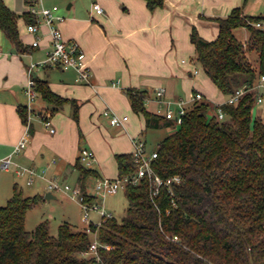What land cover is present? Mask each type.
Here are the masks:
<instances>
[{
	"label": "trees",
	"instance_id": "obj_1",
	"mask_svg": "<svg viewBox=\"0 0 264 264\" xmlns=\"http://www.w3.org/2000/svg\"><path fill=\"white\" fill-rule=\"evenodd\" d=\"M144 1L150 12L165 3ZM243 5L213 19L218 28L214 40L203 39L195 27L190 33L193 61L225 97L264 75V28L255 26L264 22V15H244ZM20 17L27 25L35 23L27 12L18 15L0 0V30L23 54L27 47L19 35ZM239 28L248 31L245 43L234 35ZM251 52L257 54V67L248 58ZM33 80L50 114L71 103L72 118L78 121L76 101L54 93L46 80ZM125 93L132 111L143 116L145 130L174 125L146 107V91ZM255 100L248 93L236 105H220L223 121L208 115L213 111L210 102L192 103L176 132L158 143L151 163L161 179L179 176L180 182L161 185L155 196L146 178L128 183L124 216L91 223L89 232L62 223L51 235L47 220L26 230V213L42 197L25 196L14 184L11 197L0 207V264H264V121L258 114L252 116ZM18 114L27 124L26 107H18ZM114 158L118 179L136 173L132 153ZM73 169L84 202L94 204L97 197L86 186L100 175L79 156ZM92 235L98 241L96 255L87 256Z\"/></svg>",
	"mask_w": 264,
	"mask_h": 264
},
{
	"label": "crops",
	"instance_id": "obj_2",
	"mask_svg": "<svg viewBox=\"0 0 264 264\" xmlns=\"http://www.w3.org/2000/svg\"><path fill=\"white\" fill-rule=\"evenodd\" d=\"M242 1L165 0L163 7L150 12L144 0H91V4L96 2L103 8L101 15L90 14L91 4L88 11L74 2L68 4L66 12L57 7L58 14L64 18L59 25L62 35L65 40L79 44L91 78L90 84H83L70 68L32 69V79L46 80L54 93L79 104L77 122L72 118L71 103L50 114L53 133L42 121V115L51 107L39 95L28 105L24 93L31 64L42 61L50 47L47 28L40 26V46L31 48L35 35L27 30L21 17L18 19L19 35L27 47L23 54L16 52L0 30V162L8 157L12 161L8 169L0 167V207L11 197L14 184L25 195L21 184L28 185L25 179L16 176L17 166L34 168L37 172L44 170V177H36L28 187L35 185L34 195L42 198L49 195L46 200L56 197L41 181L63 183L75 172L73 187H77L78 174L73 164L82 148L93 151L95 161L91 168L100 178L116 179L114 156L132 153L135 138L147 145L142 138L143 130L146 131L144 118L132 111L125 93L127 89L146 91L152 99L155 91L163 88L166 98L183 101L199 92L211 105L223 103L226 97L202 68L193 63L195 52L190 33L195 27L203 39L214 40L218 28L213 19L226 17L233 8L241 6ZM6 5L18 15L26 12L12 3ZM243 14L249 15L244 10ZM248 35L238 40L245 43ZM20 106L26 107L28 127L18 114ZM146 107L156 112L154 101ZM105 110L128 118L114 136L108 134L107 126L117 127L110 125L103 114ZM25 133L28 134L25 148L13 153Z\"/></svg>",
	"mask_w": 264,
	"mask_h": 264
},
{
	"label": "built area",
	"instance_id": "obj_3",
	"mask_svg": "<svg viewBox=\"0 0 264 264\" xmlns=\"http://www.w3.org/2000/svg\"><path fill=\"white\" fill-rule=\"evenodd\" d=\"M27 3V13L33 16L35 23L28 24L27 30L35 35V38L31 44V48H38L40 46L41 37L38 34L40 26L47 28L50 47L45 52V58L37 63H33L29 69V79L27 86L25 87L24 93L28 101V105L38 97V93L35 90L34 80L31 78V71L33 68L38 67H55L60 69H73L77 73V81L83 84H90L91 71L86 64V56L79 44L76 41H67L64 39L62 32L60 30V23L63 22V17L58 14L57 6L46 7L42 0H26ZM104 13L103 8L96 2H93L90 7V14L101 15ZM256 27H263L264 22L256 23ZM196 74L197 71L195 70ZM253 93L255 96V106L262 105L264 103V75H262L258 81L252 85H244L235 89L233 94L226 97L225 101L218 105H212L213 111L210 112V116L216 115L219 121L226 119V115L220 109L222 104L236 105L240 98L245 94ZM203 100V95L199 92L194 93L191 99L183 101L181 99L173 100L168 99L165 96V90L163 88L158 89L154 93V97L150 99L147 97L145 99V105L150 101H154L157 105L156 113L164 116L168 120H172L175 126L182 123L183 116L185 115L188 104L192 105L195 101ZM29 112L31 111L28 107ZM104 116L109 120L111 126L121 127L127 121L126 116H119L110 110L104 111ZM51 115L49 112H45L42 115V121L46 128L49 129L50 133L54 132L50 122ZM29 121V120H28ZM27 121V127H28ZM28 142V134L20 139L18 144L15 146L13 153H19L25 148ZM133 158L135 163L138 165L136 173L131 177H125L123 179H107V178H97L93 188V193L97 197H105L107 195H115L119 190L124 189L128 183L137 184L140 180L146 178L151 185V195L155 196L158 193L159 187L165 185L170 187L172 184H178L180 182L179 176H173L166 180L161 179L152 169L151 163L154 158H156V152L153 151L148 153L146 151L145 142L142 139L135 138L133 140ZM79 159L86 167H92L95 161V155L92 150L88 148H82L79 152ZM12 164L11 158L8 157L0 162V167L3 169H8ZM15 174L18 178L25 179L26 185H31L36 177H44V170L37 172L34 168L17 166ZM47 188L50 191H61L67 193L72 199L79 201L84 214L82 216V221L85 224L86 231L89 230V225L92 223L89 220L88 210L92 205H87L81 195L78 187H71L69 185H62L57 181L48 180ZM101 216V219H106L112 215L106 212L100 206H93ZM98 246V241L96 238L91 242L88 254L96 255V250Z\"/></svg>",
	"mask_w": 264,
	"mask_h": 264
},
{
	"label": "rangeland",
	"instance_id": "obj_4",
	"mask_svg": "<svg viewBox=\"0 0 264 264\" xmlns=\"http://www.w3.org/2000/svg\"><path fill=\"white\" fill-rule=\"evenodd\" d=\"M4 3H11L13 6H18L21 10L25 9L27 12L28 7L26 0H2ZM44 6L46 7H52L56 5L59 10L62 12H66V7L68 4L74 2L77 3L78 7L81 9H84L85 11L89 10L91 0H42ZM244 4V5H243ZM243 7V10L247 12L250 16H259L264 15V0H243L241 6ZM22 10V11H23ZM21 14V13H19ZM25 26V24H24ZM248 34V31L245 28H239L235 31V37L237 39H243ZM31 45V44H30ZM5 50V49H4ZM248 58L251 61L252 65L254 67H257V54L255 52H251L248 54ZM193 63H195L193 61ZM198 78V80H200ZM199 82V81H198ZM191 106V105H190ZM189 106V107H190ZM188 107V108H189ZM152 108V107H150ZM154 110V108H153ZM151 109V111H153ZM212 112V111H211ZM211 113H208L210 116ZM262 117V120L264 121V103L259 106H255L252 111L253 118L255 116ZM140 115V114H139ZM178 126H169V127H163L159 129H147L146 131L143 130L142 132V138L146 141V151L151 152L152 150L156 149V146L158 143L166 136L173 134L176 132ZM107 132L109 135L114 136L116 133L119 132L118 127L112 128L110 126H107ZM121 133H124L123 131ZM120 133V134H121ZM118 174L117 168L114 169V174ZM75 177L76 173L74 172L71 177H68L65 182L59 181L62 185H69L73 187L75 184ZM96 179H90L86 186V191L90 194L93 193V188L95 185ZM41 183L46 186L45 182L41 181ZM21 184V183H20ZM25 191V196H33L35 193L33 192L35 185L28 187L21 184ZM55 194V199L46 200L44 197L42 198L41 202L31 208L26 213L25 218V228L28 231H32L40 222L47 220L49 223V231L51 235H56L58 227L62 223H68L72 225L74 228L82 229L85 227L84 223L81 221V217L84 214V210L82 209L80 203L76 199H72L67 193H63L61 191H53ZM94 194V193H93ZM97 197V196H96ZM100 206L106 212H111L113 214V217L116 219H121L124 216V211L127 206V200L125 197L124 189L119 190L115 195H107L105 197H97V200L90 209L88 210V218L90 222L93 224H98L101 221V216L97 210L93 208V206ZM92 238L94 239V235H92ZM91 254H88L87 256H90Z\"/></svg>",
	"mask_w": 264,
	"mask_h": 264
},
{
	"label": "water",
	"instance_id": "obj_5",
	"mask_svg": "<svg viewBox=\"0 0 264 264\" xmlns=\"http://www.w3.org/2000/svg\"><path fill=\"white\" fill-rule=\"evenodd\" d=\"M44 198H45V199H49V195L46 194V195L44 196Z\"/></svg>",
	"mask_w": 264,
	"mask_h": 264
}]
</instances>
